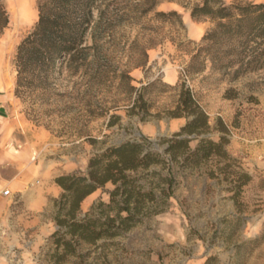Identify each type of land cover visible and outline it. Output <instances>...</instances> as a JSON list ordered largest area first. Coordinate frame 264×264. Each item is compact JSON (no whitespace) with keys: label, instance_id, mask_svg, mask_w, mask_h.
<instances>
[{"label":"rangeland","instance_id":"1","mask_svg":"<svg viewBox=\"0 0 264 264\" xmlns=\"http://www.w3.org/2000/svg\"><path fill=\"white\" fill-rule=\"evenodd\" d=\"M2 1L10 22L0 38V56L14 77L15 94L16 52L38 21V0L26 8L17 0ZM188 2L159 0L146 19L125 24L112 39L117 48L101 95L88 96L89 79L64 70L56 76L55 90L27 86L21 97L15 94L16 115L27 120L35 133L48 135L36 154L56 179L85 171L95 154L141 135L158 142L170 138L186 124L185 118L167 115L178 98V86L184 85L209 116L208 137L219 141L225 136L228 152L240 164L227 177L221 175L222 181L207 176L211 163L184 171L161 213L144 217L122 237L82 244L77 247L79 257L68 255L60 263L51 258L54 247L49 239L57 227L50 201L51 210L42 223L52 225L45 231L41 224L35 229L18 226L14 237L4 244L0 240V264H204L209 257H216L217 264H264V69L238 79L214 69L213 60L219 55L210 44H202V38L215 23L194 20L185 7ZM170 11L181 15L182 27L175 18L155 16ZM141 45L147 48L148 62L136 68ZM141 93L149 106L146 121L138 114L136 99ZM223 127L224 132L214 130ZM156 149L162 151L163 146ZM241 175L251 179L236 203L233 181ZM113 189L107 184L88 196L80 217L95 203H108ZM238 217L243 218L240 225Z\"/></svg>","mask_w":264,"mask_h":264},{"label":"trees","instance_id":"2","mask_svg":"<svg viewBox=\"0 0 264 264\" xmlns=\"http://www.w3.org/2000/svg\"><path fill=\"white\" fill-rule=\"evenodd\" d=\"M158 4L159 0H38V21L16 52V96L21 97V90L27 86L55 90L56 76L64 70L89 79L85 85L88 96L91 92L101 95L116 53L113 37L125 24L146 19ZM185 7L190 9L194 20L210 19L215 23L202 38V44H210L219 55L213 60L214 69L232 79L264 69V3L189 0ZM155 16L175 18V24L183 26L177 11L156 12ZM9 22V13L0 0V38ZM139 53L140 63L136 68L148 62L144 45L139 47ZM198 58L197 54L193 59ZM178 88V98L167 115L185 118L186 124L170 138H161L158 142L141 135L140 139L95 154L85 171L55 179L62 189L58 198L50 199L57 230L49 241L54 247L51 258L56 263L68 255L79 257L77 247L82 244L95 245L100 240L122 237L144 217L161 213L174 195L178 176L184 171L211 163L207 176L222 181L221 175L227 177L229 170L240 164L228 152L225 136L219 141L208 137L212 132L209 116L192 91L184 85ZM136 102L141 109L138 114L146 121L149 106L143 93ZM195 140L198 143L192 147ZM157 145L163 146V150H157ZM250 179L248 175H241L233 181L236 191L232 199L236 203ZM107 184L114 186L109 191V202L95 203L80 217L83 201ZM242 219L236 218L239 225ZM204 264H217V258L209 257Z\"/></svg>","mask_w":264,"mask_h":264},{"label":"crops","instance_id":"3","mask_svg":"<svg viewBox=\"0 0 264 264\" xmlns=\"http://www.w3.org/2000/svg\"><path fill=\"white\" fill-rule=\"evenodd\" d=\"M14 77L0 56V240L14 237L18 226L39 227L45 231L52 225L42 223L51 210L50 198L62 189L45 163L37 157V149L48 135L32 130L30 123L16 115ZM5 192H8L5 194Z\"/></svg>","mask_w":264,"mask_h":264},{"label":"bare ground","instance_id":"4","mask_svg":"<svg viewBox=\"0 0 264 264\" xmlns=\"http://www.w3.org/2000/svg\"><path fill=\"white\" fill-rule=\"evenodd\" d=\"M18 3H20V5L24 8H26L25 6L28 7V5L32 2V0H17Z\"/></svg>","mask_w":264,"mask_h":264},{"label":"built area","instance_id":"5","mask_svg":"<svg viewBox=\"0 0 264 264\" xmlns=\"http://www.w3.org/2000/svg\"><path fill=\"white\" fill-rule=\"evenodd\" d=\"M8 192H5V194H7Z\"/></svg>","mask_w":264,"mask_h":264}]
</instances>
